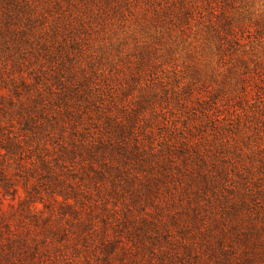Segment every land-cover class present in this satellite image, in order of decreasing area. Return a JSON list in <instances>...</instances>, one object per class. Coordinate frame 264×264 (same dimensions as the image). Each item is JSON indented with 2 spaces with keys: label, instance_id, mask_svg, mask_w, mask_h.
<instances>
[{
  "label": "rangeland",
  "instance_id": "1",
  "mask_svg": "<svg viewBox=\"0 0 264 264\" xmlns=\"http://www.w3.org/2000/svg\"><path fill=\"white\" fill-rule=\"evenodd\" d=\"M26 3L0 0V264H264V0Z\"/></svg>",
  "mask_w": 264,
  "mask_h": 264
},
{
  "label": "trees",
  "instance_id": "2",
  "mask_svg": "<svg viewBox=\"0 0 264 264\" xmlns=\"http://www.w3.org/2000/svg\"><path fill=\"white\" fill-rule=\"evenodd\" d=\"M24 3V7H28V4L26 3V0H17V7H19V6H22V4ZM30 6V5H29ZM22 9V8H21ZM22 13H24V12H22V10H21V14ZM30 15V13L28 14V16ZM185 21V20H184ZM5 27H7V26H5ZM225 29V28H224ZM227 29H228V31L227 30H225V33H230V31H232L230 28H228L227 27ZM218 36H221V34H218ZM220 45H221V48H223L224 46L220 43L219 44V47H220Z\"/></svg>",
  "mask_w": 264,
  "mask_h": 264
}]
</instances>
